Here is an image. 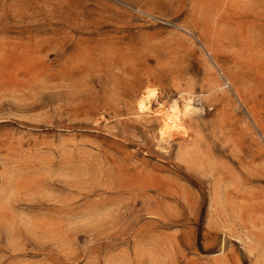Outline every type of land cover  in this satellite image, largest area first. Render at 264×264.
Returning <instances> with one entry per match:
<instances>
[{"label": "rangeland", "instance_id": "rangeland-1", "mask_svg": "<svg viewBox=\"0 0 264 264\" xmlns=\"http://www.w3.org/2000/svg\"><path fill=\"white\" fill-rule=\"evenodd\" d=\"M0 264H264V0H0Z\"/></svg>", "mask_w": 264, "mask_h": 264}, {"label": "bare ground", "instance_id": "bare-ground-1", "mask_svg": "<svg viewBox=\"0 0 264 264\" xmlns=\"http://www.w3.org/2000/svg\"><path fill=\"white\" fill-rule=\"evenodd\" d=\"M190 90L182 89L178 96L173 95L174 97L158 100L159 90L154 86H146L139 95L136 102L138 113L146 114L152 112L159 119L157 128L158 141L167 144L172 140H176L183 147L190 141L189 130L191 128H188L186 118L203 110L202 104L195 100L197 96L202 97L203 93H193ZM155 101L157 102L156 106L153 105ZM191 146L189 145V147ZM188 153L190 152L188 151Z\"/></svg>", "mask_w": 264, "mask_h": 264}]
</instances>
